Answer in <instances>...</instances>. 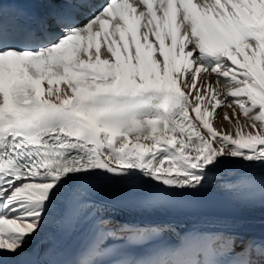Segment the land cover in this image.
<instances>
[{
  "label": "snow or ice",
  "instance_id": "obj_1",
  "mask_svg": "<svg viewBox=\"0 0 264 264\" xmlns=\"http://www.w3.org/2000/svg\"><path fill=\"white\" fill-rule=\"evenodd\" d=\"M213 188L264 205V0H0V264H264L171 222Z\"/></svg>",
  "mask_w": 264,
  "mask_h": 264
},
{
  "label": "bare ground",
  "instance_id": "obj_2",
  "mask_svg": "<svg viewBox=\"0 0 264 264\" xmlns=\"http://www.w3.org/2000/svg\"><path fill=\"white\" fill-rule=\"evenodd\" d=\"M229 115H231L229 111ZM218 118L214 122V126L218 129L224 128L225 130L229 129L231 125L228 121L223 119V111L217 110ZM224 196L218 189H211L207 195L212 196L215 195L218 197L219 195ZM218 207L212 208L210 206L204 207V209H217ZM223 212H229V208L222 207L220 209ZM118 219L121 220H129L136 221L139 220V217L136 216H126V215H116ZM171 221H176L179 223L191 225L196 228H204L211 226L216 229H226L231 232H236L240 234L243 243H247L248 241H262L264 242V221H251V220H242V219H234V218H224L219 216H203V215H174L169 218ZM55 226H50L47 231L51 235L55 231ZM78 232L69 234L61 243L63 247H67L71 240L74 238Z\"/></svg>",
  "mask_w": 264,
  "mask_h": 264
}]
</instances>
